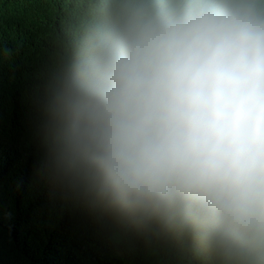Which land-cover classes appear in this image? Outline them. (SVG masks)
I'll return each mask as SVG.
<instances>
[{"label": "clouds", "instance_id": "1", "mask_svg": "<svg viewBox=\"0 0 264 264\" xmlns=\"http://www.w3.org/2000/svg\"><path fill=\"white\" fill-rule=\"evenodd\" d=\"M55 78L57 164L121 218L264 264V0H89Z\"/></svg>", "mask_w": 264, "mask_h": 264}, {"label": "trees", "instance_id": "2", "mask_svg": "<svg viewBox=\"0 0 264 264\" xmlns=\"http://www.w3.org/2000/svg\"><path fill=\"white\" fill-rule=\"evenodd\" d=\"M89 0H0V264H220L116 216L55 158L50 104Z\"/></svg>", "mask_w": 264, "mask_h": 264}]
</instances>
